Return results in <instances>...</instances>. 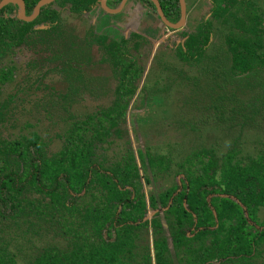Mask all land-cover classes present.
Returning <instances> with one entry per match:
<instances>
[{"label": "trees", "instance_id": "trees-1", "mask_svg": "<svg viewBox=\"0 0 264 264\" xmlns=\"http://www.w3.org/2000/svg\"><path fill=\"white\" fill-rule=\"evenodd\" d=\"M23 1L30 15L39 0ZM139 1L155 13L150 0ZM158 1L168 21L176 23L179 0ZM98 3L54 0L31 22L11 18L13 4L0 9V63L9 59V70L0 71V97L13 80L10 59L25 50L27 72L36 74L34 91L43 93L40 102L47 100V106L36 101L35 107L59 113L60 124L53 125L64 127L56 133L61 145L52 152L51 140L43 141L36 131L5 136L16 107L10 97L0 98V264H19L16 253L33 248L34 238L45 245L23 264H252L264 246V217H257L264 211V151L239 157L236 145L220 155L213 147H201L179 161H173L171 149L160 153L147 146L145 157L141 150L135 154L123 127L143 75L142 50L151 41L136 33L95 36L90 26L81 35L63 21V12L81 17ZM209 11L211 20L202 16L175 55L189 67L204 60L216 66L207 54L212 19L220 29L230 27L222 54L230 70L223 67V80L215 86L220 95L207 110L222 124L264 130L263 6L257 0H210ZM61 50L77 56L56 59ZM52 75L66 81L62 98L54 97L61 91L45 81ZM87 96L101 103L77 115L74 102ZM146 166L154 181L174 173L169 186L148 197ZM148 210L154 212L150 221L144 220ZM148 232L151 243L144 239Z\"/></svg>", "mask_w": 264, "mask_h": 264}, {"label": "rangeland", "instance_id": "rangeland-1", "mask_svg": "<svg viewBox=\"0 0 264 264\" xmlns=\"http://www.w3.org/2000/svg\"><path fill=\"white\" fill-rule=\"evenodd\" d=\"M257 1L263 6L264 10V0ZM197 11L201 16L205 17L202 9H197ZM99 12L100 10L96 8L91 13L81 17L63 12L62 17L64 22L72 24L73 30L79 33V30L85 29L90 23H94L90 22L88 15L91 18L94 14L98 15ZM215 24L217 27L212 36V48L207 51V54L210 55L209 57H211L210 59L213 62H217L216 66H206V60L198 66L191 67L181 63L177 59L174 50H172L175 48V42L179 43L183 40L184 35L180 34L179 36L178 32L174 34L165 31L164 33L166 34L162 36L163 33H161L159 35L160 38L156 37L153 41H149L150 43L145 46L146 49L142 50L143 56L145 55L144 59L142 58L143 61L140 60L143 65V75L138 82L137 91L129 103L126 124L123 127L127 130L126 134H124L125 140L130 141L135 154H137V150H141L145 157V147L147 146L152 152L167 153L171 149L173 161H179L201 147H213L217 150V154L220 155L236 145L240 149L239 157L256 156L260 151H264V130L253 129L248 125L241 127L240 125L234 126L232 123L222 124L216 120L210 109L207 110L211 100L220 95V92H217L218 89L215 88L216 84L223 80L219 75L222 74L224 68L227 72L230 70V62H224L226 58L222 56L224 54L222 46L225 43V37L223 36H226L232 30L228 26H225L226 29H220L219 23ZM199 26H197L196 30ZM194 32L192 34H195ZM52 53H54V50ZM28 56L29 53L25 50H19L9 61H13L10 66L15 67L12 70L13 80L2 88L3 96L0 98L10 97L16 108L14 111L15 118L10 121L11 127L7 128L5 136H15L23 132L36 131L43 141L51 140L49 151L52 152L61 145L56 133L61 129L63 130L64 127L53 125L55 124L54 122L59 123V117L57 116L59 113L53 109L52 111H46L45 108L40 106L35 107L36 101H39L41 106L43 104L47 106V100L40 102V97H42L43 93L34 91L31 78H34L35 73H28L25 67ZM76 56V52L61 50V53L55 54L54 57L56 59L69 57L75 59ZM7 60H5L6 64H2L3 67L4 65L8 67ZM104 70H108V67ZM212 73H215V75L219 74L217 77H212ZM53 76H48L45 81L50 80L52 86L54 84V91H61L52 95L56 96L57 99L58 97L62 98L66 81L58 82V78ZM237 90H241L240 84L238 89L236 87ZM106 102L108 100H102V103ZM98 103L101 102H93V99L87 96L85 99L79 100V102H74L72 111L77 115H81L88 110L94 109ZM48 116L52 117L54 121L48 120ZM240 121L241 119L235 120V122ZM26 123H30L33 127L25 130L24 125ZM13 126L14 128H12ZM113 148L116 149V147ZM146 169V175L150 178V184L147 185L143 181L144 178L142 176L146 197H148L149 193L157 195L173 181L174 173L172 176H164L161 180L154 181L147 166ZM172 169L175 170L176 168L172 167ZM140 174L143 175L141 170ZM147 213L150 216V210ZM158 216L161 220L163 219L160 208L158 209ZM257 217L263 219L264 211L261 210ZM148 220L150 221L151 218H148ZM149 232L148 235H144V239L151 243ZM45 237L43 236V240H46ZM43 244L45 245L44 241H38L34 238L33 248L30 246L28 251L27 249H22V252L16 253L17 262L23 264L27 258H33L37 252L36 249H40ZM261 249L262 251L253 259L252 264L264 262V246ZM174 262L177 264L175 260Z\"/></svg>", "mask_w": 264, "mask_h": 264}, {"label": "crops", "instance_id": "crops-1", "mask_svg": "<svg viewBox=\"0 0 264 264\" xmlns=\"http://www.w3.org/2000/svg\"><path fill=\"white\" fill-rule=\"evenodd\" d=\"M184 1L186 7L185 24L184 26L178 29L166 27L159 20L156 11L154 13L149 7L146 6V4L141 3L138 0H122L118 2V4L114 7L109 4V3H113L114 2L113 0H110L109 3L105 2L106 8L109 9L110 11L108 12L107 10L102 8L101 11L98 13V15L94 14V16L91 18H89L88 15V19H90V22H94V23H90L88 26L92 27L93 29L92 32L95 34V36L101 33L102 34L105 33L109 39H117L119 37L128 38L131 33L134 34L135 32L136 34L143 36L145 39L153 41V39L156 37L160 38L159 35L161 33H163L162 36L166 34L164 33L166 31V32H172L174 34L178 32L179 36L180 34L184 35L182 38L184 40L185 36L189 34L187 32L188 30L187 23H188V19L192 15V14L188 15V13L189 12L192 13L193 10L195 11L197 9L200 10L202 9L203 13L207 14L210 8L208 1L205 0H184ZM119 5H120V9L114 12V9H116V7ZM102 10L103 13L101 14ZM87 14H83V15H87ZM201 18L202 16L200 15V19ZM35 27L36 28L41 27V25ZM111 27L113 28L112 29L113 31L111 30ZM79 31H80L79 33L77 32L78 34L81 35L85 34L84 29H81ZM175 43H176L175 45L176 47L179 43H181V41L179 43L178 42ZM159 208L160 207H158L157 210Z\"/></svg>", "mask_w": 264, "mask_h": 264}, {"label": "water", "instance_id": "water-1", "mask_svg": "<svg viewBox=\"0 0 264 264\" xmlns=\"http://www.w3.org/2000/svg\"><path fill=\"white\" fill-rule=\"evenodd\" d=\"M52 1H54V0H39L36 3V5L34 6L33 11H32V13L29 16L25 15V7H24V2L22 0H0V9H2L4 6H6L8 4L17 5L18 6L19 17L23 21L31 22L38 16L41 7L43 5H45V4H47V3L52 2ZM99 1H100V4H101V7L109 12L110 10L107 9L106 6H105L106 0H99ZM151 1L153 2L154 6H155V9H156V12H157V16H158L159 20L166 27L173 28V29H178V28H181L182 26H184L185 17H186V7H185V1L184 0H179L180 18H179V20L176 23H171L170 21H168V19L165 17V15H164V13L162 11L161 5H160L158 0H151ZM119 9H120V5L116 9H114V12L119 10ZM160 211H162V210L160 209ZM153 213L154 212L150 210V216L147 213L146 216L144 217V220H146L148 218H151ZM161 222H162L163 229H164V231H165V233L167 235L168 246L170 248V251L173 253L171 241H170L169 235L167 233L166 223H165L164 219H162Z\"/></svg>", "mask_w": 264, "mask_h": 264}, {"label": "flooded vegetation", "instance_id": "flooded-vegetation-1", "mask_svg": "<svg viewBox=\"0 0 264 264\" xmlns=\"http://www.w3.org/2000/svg\"><path fill=\"white\" fill-rule=\"evenodd\" d=\"M23 1V0H22ZM109 1L110 0H106V2L107 3H109ZM113 1H115V0H113ZM120 1H122V0H119L118 2H120ZM139 1V0H138ZM205 1H208V4L210 5V0H205ZM24 2V1H23ZM142 3V2H141ZM14 5V4H13ZM16 6V10H15V12L14 13H12L11 15H10V17L11 18H17L18 20H21V21H23L20 17H19V14H18V6L17 5H15ZM24 7H25V4H24ZM118 7V6H117ZM116 7V8H117ZM96 8H98L100 11H101V9H102V7H101V4H100V1H99V3H98V5L94 8V10L96 9ZM209 10H210V8H209ZM103 13V10H102V12H101V14ZM190 14H192L191 16H190V18L188 19V23H187V25L189 24V26H190V32L189 31H187L189 34H191V33H193L195 30H196V28H197V26L199 25V23H200V14L198 13V11L197 10H193V12L191 13V12H189L188 13V15H190ZM26 15V14H25ZM26 16H29V15H26ZM210 11L207 13V14H205V19H210ZM26 22V21H25ZM215 23H219V22H217V21H215V20H213L212 19V24H213V26L215 27V29H214V32H215V30H216V24ZM135 33V32H134ZM133 33H131L130 35H132ZM214 35V33H212V36ZM212 39H211V42H210V44H209V46H207V51L209 50V49H211L212 48ZM223 47V46H222ZM15 56V55H14ZM13 56V57H14ZM2 64H6V61L4 60V61H2L1 63H0V71H1V69L3 68V69H5V70H9L8 68L9 67H6L5 65H4V67L2 66Z\"/></svg>", "mask_w": 264, "mask_h": 264}, {"label": "built area", "instance_id": "built-area-1", "mask_svg": "<svg viewBox=\"0 0 264 264\" xmlns=\"http://www.w3.org/2000/svg\"><path fill=\"white\" fill-rule=\"evenodd\" d=\"M187 26H188V29H190V26H189V24H188Z\"/></svg>", "mask_w": 264, "mask_h": 264}]
</instances>
